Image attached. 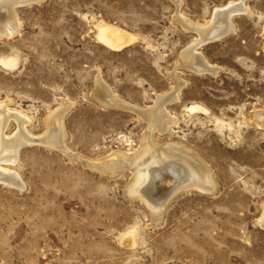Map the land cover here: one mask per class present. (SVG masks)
<instances>
[{
	"label": "rangeland",
	"instance_id": "374dc122",
	"mask_svg": "<svg viewBox=\"0 0 264 264\" xmlns=\"http://www.w3.org/2000/svg\"><path fill=\"white\" fill-rule=\"evenodd\" d=\"M241 1L228 32L196 44L213 71L184 64L200 38L188 25H211L216 8ZM0 6V22L9 10L19 21L0 34V103L28 116L0 112V145L20 129L33 139L2 162L19 182L0 181V264H264V0ZM103 23L135 39L111 48L98 37ZM177 84L164 106L175 124L152 135L198 157L214 187L178 190L154 218L127 190L132 167L106 174L102 162L140 148L149 121L134 107ZM58 124L64 144L49 145Z\"/></svg>",
	"mask_w": 264,
	"mask_h": 264
},
{
	"label": "bare ground",
	"instance_id": "6f19581e",
	"mask_svg": "<svg viewBox=\"0 0 264 264\" xmlns=\"http://www.w3.org/2000/svg\"><path fill=\"white\" fill-rule=\"evenodd\" d=\"M27 1L30 2L33 0H0V5L5 7L6 5H11V8H13L15 4L19 2L26 3ZM244 6L245 5L242 3V1L237 3L229 2V4L226 6L216 8L212 19L208 22L211 23V25H201L192 22L191 25L187 24L188 26L193 27L200 32V38L184 50L181 58L182 60L184 59L183 63L197 70L214 69L210 62L206 61V59L202 57L200 53L197 52V50H195L196 44L198 42H203L206 39L220 37L226 33L227 30L234 26L231 24V15H233V13L237 10H243ZM6 13L7 15L5 17V21L0 22V34L10 36L15 31H17V28H19V21L14 15L13 11L9 10L6 11ZM185 22L187 23V20H185L184 23ZM130 32L125 31L118 26L103 23L99 26L98 37L111 48L119 49L122 46L128 44L131 40L135 39V35ZM172 74L176 81L178 78L177 74ZM179 88L180 87L177 84L172 92H165V94L159 95L157 101L153 105L144 108L135 106L134 109L137 110L138 114L147 118L149 121V130L144 136L140 148L132 154L119 153L116 157L109 158L102 162L103 169H101L104 172H106L105 170H112L113 168L120 167V165H128L132 167L134 170V175L127 190L133 195L140 197L144 201V203L151 210L154 218H159L168 201H170V198L174 196V193L178 190L190 187H198L203 190H209L214 187L211 180H209L210 173L208 174V169L198 157L179 144H164L157 142L152 135V131L154 129L163 132L167 130L169 131L171 125L174 123V118L169 114V111L167 112L164 106L166 101L176 97ZM111 96L112 95H110V97ZM110 97H108L109 100H111ZM123 103L127 104L126 101ZM4 104L0 103V112L2 115H4V117L13 114L19 118L22 123L27 120L26 117L28 116H24L19 112L10 113ZM52 115L55 116L54 114ZM53 116L51 117L54 118ZM256 120L259 124H264V111H257ZM58 126L59 128L56 131L54 129V131L52 130L50 133L45 135L43 138L44 142L49 145L61 146L63 142L61 139L62 132L60 129V124H58ZM25 133L26 132L23 129H20V131L12 137L2 136L0 145V181H9L8 183L11 184H17V182H19L18 173L13 170H9L7 167H4L2 162L11 161L14 163L17 158L20 146L25 141H31L32 139L28 133ZM81 157L83 156L81 155ZM113 171L115 170L113 169ZM258 223L264 227V206L263 212L258 219ZM123 234L125 233L123 232ZM126 234L128 233L126 232Z\"/></svg>",
	"mask_w": 264,
	"mask_h": 264
}]
</instances>
